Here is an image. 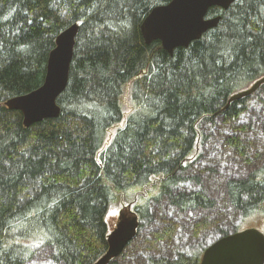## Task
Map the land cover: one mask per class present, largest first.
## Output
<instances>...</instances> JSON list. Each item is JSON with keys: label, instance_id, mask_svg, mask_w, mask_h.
I'll list each match as a JSON object with an SVG mask.
<instances>
[{"label": "trees", "instance_id": "16d2710c", "mask_svg": "<svg viewBox=\"0 0 264 264\" xmlns=\"http://www.w3.org/2000/svg\"><path fill=\"white\" fill-rule=\"evenodd\" d=\"M170 1L0 0V264H26L38 244L52 248L55 264H94L107 251L112 209L135 214L138 232L151 220V203L213 209L201 189L180 188L191 180L185 172L198 158L202 124L216 117L232 131L224 147L253 165L244 138L251 128L234 125L247 98L225 106L264 76V0L211 8L207 17L220 16L218 26L172 56L140 34L151 9ZM73 24L79 30L56 100L60 115L24 128L21 114L4 103L41 86L56 37ZM129 83L132 111L106 143L123 118ZM225 195L240 225L225 231L202 218L192 226L195 237L214 229L219 239L264 224V160L247 177L228 180ZM176 227L163 221L147 242L172 239ZM206 247L172 264H199Z\"/></svg>", "mask_w": 264, "mask_h": 264}, {"label": "water", "instance_id": "95a60500", "mask_svg": "<svg viewBox=\"0 0 264 264\" xmlns=\"http://www.w3.org/2000/svg\"><path fill=\"white\" fill-rule=\"evenodd\" d=\"M234 1L171 0L166 5L156 6L140 25L143 42L149 46L158 41L161 49L172 56L175 49L187 48L207 31L218 26L221 17L206 18L209 9L216 7L227 11ZM78 30L79 25L73 24L56 37L40 87L4 103L8 110L21 114L24 128L45 119H56L60 115L56 100L68 83ZM262 85L264 76L246 90L233 94L227 100L225 109L231 103L251 96ZM138 228L137 216L129 211H121L114 228L107 235L106 253L94 264H110L118 258L136 238ZM199 264H264V233L256 227H249L221 237L203 251Z\"/></svg>", "mask_w": 264, "mask_h": 264}, {"label": "rangeland", "instance_id": "374dc122", "mask_svg": "<svg viewBox=\"0 0 264 264\" xmlns=\"http://www.w3.org/2000/svg\"><path fill=\"white\" fill-rule=\"evenodd\" d=\"M129 89L130 83L124 87L121 98L123 118L108 131L106 143H109L115 132L123 127L126 116L132 111ZM234 125H249L251 128L244 138L248 142L253 165L249 167L243 164L224 147L223 138L232 134V131L220 117H216L212 122H204L200 128L204 140L197 145L198 158L193 160L185 172V176L191 180L185 182L180 190L188 193L201 189L215 202V207L211 210L180 211L165 200L159 204L151 203V220L142 223L135 243L115 259L114 264H149L152 260L172 264L179 254L188 256L196 253L219 236L218 231L214 229L196 237L193 235L192 226L202 218L217 221L218 227L225 231H233L240 225L238 214L227 202L225 184L228 180L247 177L251 170L264 160V85L247 97L246 109ZM118 215V209L108 212L106 220L110 230L114 228ZM163 221H172L176 224L175 234L172 239L152 246L147 241L163 226ZM249 225L248 227H251ZM257 228L264 233L263 223ZM52 252L50 246L38 244L34 247L33 258L26 264H55L51 261Z\"/></svg>", "mask_w": 264, "mask_h": 264}]
</instances>
